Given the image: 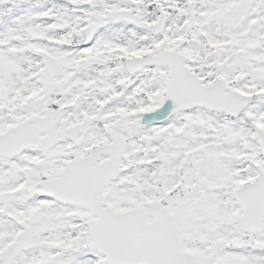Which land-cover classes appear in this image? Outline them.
Wrapping results in <instances>:
<instances>
[{"label":"rangeland","instance_id":"374dc122","mask_svg":"<svg viewBox=\"0 0 264 264\" xmlns=\"http://www.w3.org/2000/svg\"><path fill=\"white\" fill-rule=\"evenodd\" d=\"M95 1L102 4L101 11L90 9ZM106 1L36 0L24 8L9 6L0 11V112L24 108L33 117L58 112L63 117L56 131H65L107 107L108 117L119 115L127 125H139L138 141L129 144L126 155L132 172L119 182L122 191L113 189L114 212L141 208L157 195L173 217L183 241L182 252L199 264H264V226L258 236H243L237 228L242 212L235 204L238 190L264 174L255 138L257 133L264 135V0H122L121 7ZM80 4L84 7L78 8ZM187 7L195 25L188 35ZM115 11L129 12L147 25L163 16L165 33L155 42L127 28L102 24L93 48L80 51L85 29ZM241 21L242 31L234 33ZM23 31L48 42L41 64L48 69L49 83L57 86L51 98L43 89L35 91L34 82L27 94L20 92L25 74L35 76L40 66L36 48L9 42ZM105 47L113 55L102 58L98 53ZM165 49L184 57L203 87L223 83L236 94L254 96V106L235 124L192 112L162 127L152 126L147 117L161 108L169 76L158 71L130 79L122 62ZM81 65L94 66L92 80L75 79L72 70ZM214 66L218 71L209 82ZM152 134L163 137L161 144L145 149L139 139ZM67 150L72 154L69 157L58 159L60 149L49 159L47 177H56L69 158H79L80 152ZM36 185L35 181L24 185L21 201L27 220L23 222L31 223L33 234L60 251L33 252L30 264H104L102 257L88 251L91 241L85 215L56 209L48 199H36L40 192Z\"/></svg>","mask_w":264,"mask_h":264},{"label":"water","instance_id":"95a60500","mask_svg":"<svg viewBox=\"0 0 264 264\" xmlns=\"http://www.w3.org/2000/svg\"><path fill=\"white\" fill-rule=\"evenodd\" d=\"M13 1L20 4L32 0H0V8L8 6ZM222 2L225 0H217ZM114 2V1H110ZM190 25L186 26L188 33L194 29V20L188 8ZM108 20L114 23H131L137 28H142L140 22L130 14H117L110 16ZM161 18L158 24L147 31L158 36L164 26ZM241 22L235 32L241 31ZM96 32L95 27L86 31V41L89 43ZM185 60L179 56L164 55L154 60L133 61L125 66L129 74L133 75L145 67L158 66L170 70L172 80L168 83L167 93L163 106L151 121L157 125L167 121L180 112H188L192 109H208L211 112L223 114L237 119L251 104L250 98H245L232 93L222 84H216L204 89L195 75L185 68ZM48 95H52L54 87L46 88ZM264 100V99H263ZM60 120V114H51L41 124L25 135L24 131H15L14 137L0 138V155H15L23 149H43L49 151L65 140L75 141L78 135L84 134L88 125H83L64 134H53V121ZM49 133L50 139L41 144L39 137ZM133 131H128L130 137ZM154 140H146L144 144L149 147ZM158 141V140H157ZM258 146L261 157L264 159V135L257 134ZM115 155L106 163L114 168V173L109 175L105 170L97 171L98 174L85 176L82 169L85 164L98 159L104 151H97L79 164H68L60 178L54 182H45L40 185V196H48L65 205H78L89 213V235L92 243L88 249L97 252L105 259V264H196L188 255L181 252L182 240L174 226L173 219L168 211L161 206L151 207L147 215L138 211L117 215L110 209L101 210V205L93 202L103 189L111 181H114L120 173L115 172L118 160L124 152V143L113 138ZM84 184L89 185L88 188ZM236 203L242 210V217L238 222V230L244 235H257L264 222V175L251 185L240 189L236 195ZM150 220L153 223H150ZM36 239L23 238L20 247L31 249L35 247Z\"/></svg>","mask_w":264,"mask_h":264},{"label":"flooded vegetation","instance_id":"af4514ba","mask_svg":"<svg viewBox=\"0 0 264 264\" xmlns=\"http://www.w3.org/2000/svg\"><path fill=\"white\" fill-rule=\"evenodd\" d=\"M27 5L20 6L15 5V7L18 8H24ZM129 27V26H126ZM134 34L137 35H144L153 41L157 42L159 41V38H153L150 34H147L143 31L135 30L132 27H129ZM23 35H18L17 38H14L16 41L14 43L9 41L11 45L18 46V47H24L28 49L36 48L39 52V61L38 64L40 65L35 73V76H32L30 74L23 77V85H20V92L21 94H27L30 91L29 85L31 83H35V91H38L39 89H43L45 92V88L47 85H49L48 80V69L44 68L41 58L43 59L44 56H47V41L44 40L40 36H32L31 32H22ZM99 34V33H98ZM97 34V36H98ZM97 37L93 41V46L95 44ZM92 46V47H93ZM90 47L89 49H91ZM117 50V49H116ZM121 50H117L116 52H120ZM176 54L174 52H171L170 49H165L164 51H158L154 54L149 55H143L139 57H128L127 60L125 59L124 62L130 61V60H142V59H148V58H155L162 54ZM102 58L107 57L110 55H113L112 52L109 51V48L105 47L98 53ZM47 61H45L46 63ZM123 62V63H124ZM124 65V64H123ZM92 68L94 67L91 65ZM90 65H81L77 66V68H74L72 70L75 75V79L77 81L85 82L87 80H92L94 75L92 74V68ZM83 67L85 68L82 72L78 73V68ZM124 68V67H123ZM23 69L25 73H27V70H25L24 66ZM126 76L130 79L139 77L145 72H157L165 69H159V68H148L140 71L139 73L135 74L134 76L130 77L129 74L126 72L125 68L123 69ZM215 70V72H217ZM32 73V72H31ZM72 73H70L71 76ZM102 79H105L102 77ZM209 82H212L213 79H209ZM68 83H72L73 81L71 79L67 80ZM60 84L59 82H57ZM57 87V86H56ZM116 108H118V102L113 103ZM75 110V108H73ZM76 111V110H75ZM50 113H46L45 115L33 117L32 112L30 110H26L23 108V110H7L0 112V138L11 136L13 137V133L15 131H24L25 135L27 133H31L32 130L37 126L36 124H41L42 122L48 118ZM94 114V112L92 113ZM91 114V115H92ZM100 114L99 119L96 120L97 116ZM109 111L107 107L100 108L97 110V112L92 115L89 119L86 121H83L81 124L89 123L90 126L88 128V131L80 135L76 138V145L71 144L69 141H64L57 146H55L52 150L46 151L43 149H33V148H27L23 149L19 153L15 155H0V264H30L29 256L33 252L37 251H43V252H58V251H48L45 249H23L19 248L18 245L23 237H27L28 239L37 237L38 243L37 246L40 245H46V243L42 242L40 237L38 235H35L31 232V229L29 228V225L31 223H24V220H27V218L24 216L26 208L22 206V199L25 198V195L23 194V190L25 188V183L27 182L32 183L33 181L36 182V187L38 191L40 190V184L45 182H51L57 179L60 174L65 169L66 165L70 163H82L85 161V159L90 156L95 151L108 148L107 151L104 152V155H101L98 159L90 160L88 161L84 168L82 169L83 174H86L85 176L98 174L97 171L99 170H105L106 173L109 175H112L114 173V168L111 166L109 167L106 165L111 160V156L115 155L116 149L109 148L113 142L112 138H117L118 141H124L125 142V151L123 156L120 158L117 169L119 172L125 171V174L121 175L118 179H116L114 182H110L107 187L102 191V193L96 198V200L93 202L94 205H101L102 204V197L105 198V201L102 205V210L111 209L114 212L115 206L117 205V201L113 195V189L114 187H118L119 191H122V188L118 186L119 182L123 180L125 177L131 174V161L129 158L126 157L129 151V144L131 142L138 141V135L140 133V127L136 124H130L127 125L125 119L122 116L114 115L111 117H108ZM63 115L60 114V120L54 121V133L59 132L60 130L56 131V127L59 126L60 122L62 121ZM42 121V122H40ZM76 125L75 127L79 126ZM128 129H134V132L131 137H128L126 134V131ZM62 132V131H60ZM141 134V133H140ZM49 138L48 133L43 134L41 137H39V141L41 143L47 142ZM137 138V140H136ZM144 137L140 138V142L142 143V140ZM157 146H155L156 148ZM64 148V149H62ZM68 149H72L75 152H80L79 158H69L63 165V168L58 174L52 177H47L48 175V162L49 159L55 155L59 154L57 151H62L58 159H61L65 156L69 157V155H72ZM38 160L40 162L37 163L35 160ZM159 165V164H158ZM85 188H88L89 185L84 184ZM28 189H32V186H28ZM34 189V190H35ZM148 197V196H147ZM42 197H38L37 199H40ZM48 199V198H44ZM15 200H18V203L14 202ZM50 202H52V206L56 209H59L61 211H69L74 212L78 214L82 212L85 217L86 213L83 209L79 207L74 206H64V204H60L55 202L54 200L48 199ZM146 204L142 206L141 208H133L130 207L125 211H121L118 214H123L131 210H137L139 212H142L144 214H147L151 207L161 205L162 207H166V203H162L159 200V196L153 195L151 199H147ZM59 212V211H58ZM60 213V212H59ZM117 213V212H116ZM20 221V222H19ZM48 246V245H46ZM55 247V246H54Z\"/></svg>","mask_w":264,"mask_h":264}]
</instances>
